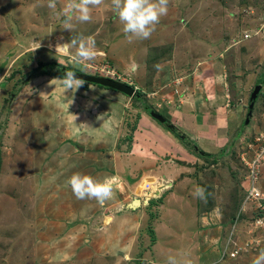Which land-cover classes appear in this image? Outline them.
Returning a JSON list of instances; mask_svg holds the SVG:
<instances>
[{"label": "rangeland", "instance_id": "374dc122", "mask_svg": "<svg viewBox=\"0 0 264 264\" xmlns=\"http://www.w3.org/2000/svg\"><path fill=\"white\" fill-rule=\"evenodd\" d=\"M47 3L0 0V63L10 54L0 83V264H167L170 256L177 264H252L264 249L257 203L247 197L252 185L264 193V152L257 177L249 175L264 143V0H170L151 37L131 41L111 0L92 10L91 22L74 21L73 31L63 29L67 0L55 10ZM80 35L94 38V61L75 63V48L56 52L60 41ZM41 62L59 69L46 66L47 74L24 81ZM64 67L141 91L124 95L129 126L111 151L112 144L89 147L94 130L75 127L87 123L85 108L74 111L78 90L67 92L62 77L49 76ZM257 84L261 93L251 107ZM90 87L107 88L82 86ZM9 91L16 92L11 102ZM145 104L166 118L152 117L154 123L173 128L185 143L130 135L139 115L147 117ZM77 136L85 149L76 147ZM189 141L202 155L190 152ZM76 172L116 177L114 197L104 205L77 200L67 184ZM145 176L155 179L152 189L144 186L148 193L165 190L147 202L137 192ZM197 187L209 197L195 196ZM134 198L143 207H127ZM127 208L143 211L136 230L134 222L119 224ZM153 237L156 244H149Z\"/></svg>", "mask_w": 264, "mask_h": 264}, {"label": "clouds", "instance_id": "9594fccd", "mask_svg": "<svg viewBox=\"0 0 264 264\" xmlns=\"http://www.w3.org/2000/svg\"><path fill=\"white\" fill-rule=\"evenodd\" d=\"M58 2L59 0H48L47 7L49 9L55 10ZM103 2L104 0H67V3L63 4L61 8V15L63 16V29L73 31L74 21L78 23L91 22L92 10L96 7H99L101 4H103ZM169 2L170 0H111V5L113 11L116 13L123 26V33L125 34L126 38L131 41L133 38L148 39L151 37L152 33L155 31V26L160 22L161 17L167 15ZM53 31L49 32V35ZM72 48L76 49L75 53L71 55V59L75 63L94 61L98 55L95 47V40L92 36L85 37L80 35L78 37H73L68 43H59L56 46V52L71 53ZM7 65L0 78V83H2L1 80L4 77ZM64 72L65 74H63ZM60 75H62V78L60 79L67 92L78 90L86 82L79 78L76 72H72L65 67L62 69ZM130 85L133 86L132 84ZM122 94L127 96L124 93ZM133 97H139V93ZM127 98H129V96H127ZM13 99L9 97V102H11ZM151 117L153 116L151 115ZM67 184L71 187L72 192L77 200L95 199L100 205H104L108 200H111L114 197L115 189L117 187V179L116 177L109 176L98 179L90 174L76 172L71 175L67 181ZM147 192L148 191L146 190L145 193ZM194 195L200 199H205V189L197 187ZM147 201L148 199L146 202ZM262 202L264 203V200ZM256 210L264 211V208L256 207ZM259 217L264 218V214H262V216H257V218ZM256 228L264 232V226H258ZM261 234L262 239H264V233ZM167 264H177V261L174 257L170 256L168 258ZM252 264H264V249L259 252Z\"/></svg>", "mask_w": 264, "mask_h": 264}, {"label": "crops", "instance_id": "0c3cea01", "mask_svg": "<svg viewBox=\"0 0 264 264\" xmlns=\"http://www.w3.org/2000/svg\"><path fill=\"white\" fill-rule=\"evenodd\" d=\"M41 74H42V72L40 71L37 75H41ZM49 76H58V74L55 73L54 75H49ZM79 93H80V97H79ZM84 95H88V99H86ZM73 96H74V94H73ZM75 97H77L79 99V101L82 105L76 100L75 104L77 105L79 110H74V111H78L81 115V110L85 108L84 112L87 115V123H80V124H77L75 127L77 128V130L80 127L94 130L95 136L94 135L90 136L87 140V144L89 145V147L94 146V147H97L100 150H102V149H105L107 146L112 144L111 145L112 147L108 151H111L113 147H117L116 144L120 143L119 141L121 140V137H123L124 135L127 134V133L123 134V132L125 129H127V126H129L128 122H125V124H124L125 111H126V106H127V100H124L125 96L122 93L117 92L115 90H113V91L109 90V88L103 89V88H99V87H90V88H82L81 87L78 89V92L75 95ZM89 98H91L90 101H89ZM70 99L72 101L75 100L74 98H70ZM66 105H68V104H66ZM71 106L73 107V105H71ZM92 110H93V112H92ZM72 114L74 115L75 113H72ZM146 115H147V117L144 116L136 122L137 128L133 132H130V135L144 134L152 140H155L157 138V135H158V138L162 139L161 135H163L164 141L167 140L171 145V142H173L172 136L163 127H160L157 123H154L155 121L152 120L151 116H149L148 114H146ZM76 116L77 115L75 114L74 117H76ZM131 126L133 127L134 124ZM132 138L134 140V138H137V136H134V137L132 136ZM80 139H82V138L80 136H77V140H75V142L77 144L75 142L74 143H75L77 148H80L79 150H83V147L85 149V145L79 141ZM127 143L130 144L131 146H133L134 142L133 141H127ZM131 146H130V148H131ZM166 146H167V144H166ZM108 151H106V152H108ZM130 155H132V154L130 153ZM175 173H176V171L173 170L171 175H174V177H176ZM145 178L148 179L147 182H144L145 184L149 183L148 185H150V182L154 183L155 179L153 177L145 176L140 181V184L146 180ZM171 182H172V180H171ZM177 183L181 184V182H177ZM262 185H264V182ZM173 187H175V186H171L170 189ZM163 192H165V190H162V193ZM175 193H176V190H175V192L174 191L170 192V194H172L171 196H173ZM143 196H145V193L143 194ZM134 199H132V201ZM132 201L127 203L126 206L128 207L132 203ZM142 205H144L143 199H140V206H142ZM128 210L129 209L127 208L126 214H124L123 216H120V218L124 217V219L121 218V221L119 222L117 220V216H116L113 219V222L115 223L118 221L119 224H123V223H121V222H123V220H127L125 222L126 224L134 222L135 225L133 226V228H135V230H136V228L138 227L137 226L138 222L140 221V219L143 216V211H139L137 214L136 212H131L130 210L129 211ZM107 218H108L107 219V222H108V220H110L111 217L108 216ZM119 224H116L115 226H118ZM123 226H124V224H123ZM128 234H127V236H128ZM140 235L141 234H139L138 236H140ZM156 238L157 237H155L154 242L151 241V238H150L149 244H156ZM154 263L155 264H161V263H157V262H154ZM140 264H141V262H140Z\"/></svg>", "mask_w": 264, "mask_h": 264}, {"label": "water", "instance_id": "95a60500", "mask_svg": "<svg viewBox=\"0 0 264 264\" xmlns=\"http://www.w3.org/2000/svg\"><path fill=\"white\" fill-rule=\"evenodd\" d=\"M63 43H65V41H60V44H63ZM9 56H10V54L0 63V78L3 74V71L5 70L6 65L9 62V59H10ZM74 72H76V74L79 78L83 79L86 82L95 83L98 85H102L105 87H110V88L116 89V90L126 94L129 97H133L134 95H138L135 87H133L130 84H127L125 82H122L120 80H115V79L107 77V76L95 75V74H91V73H87V72H83V71L82 72L74 71ZM63 74H65V72ZM260 90H261V85L257 84L251 93V101H252L251 105H250L251 107L253 106V101L257 97V95L259 94ZM151 115L155 119H157L161 122H165V117L162 114L157 113L155 111H151ZM249 115H250V112H249L248 116ZM248 121H249V118L247 117L245 123H248ZM162 183L164 185V188L169 187L171 185L170 181L169 182H162ZM162 190L163 189L161 188L160 192L158 194H156L157 196L156 195L155 196L156 197L160 196V194L162 193ZM139 205H140V199L135 198L129 206L131 208L135 209Z\"/></svg>", "mask_w": 264, "mask_h": 264}, {"label": "built area", "instance_id": "2783aa9c", "mask_svg": "<svg viewBox=\"0 0 264 264\" xmlns=\"http://www.w3.org/2000/svg\"><path fill=\"white\" fill-rule=\"evenodd\" d=\"M264 146V143L261 145ZM258 149L261 152H257L255 157L251 159V163H249V169H250V179L257 177V172L261 163V154L264 152V147H261ZM253 183H256L254 181ZM147 194V193H145ZM247 197L251 199V201L257 203L258 208H264V203L262 202L264 200V193L260 190V188L256 187L255 185H252L250 187L249 192L247 193ZM255 226H264V218L259 217L255 220ZM232 255H235L234 252H232Z\"/></svg>", "mask_w": 264, "mask_h": 264}, {"label": "trees", "instance_id": "16d2710c", "mask_svg": "<svg viewBox=\"0 0 264 264\" xmlns=\"http://www.w3.org/2000/svg\"><path fill=\"white\" fill-rule=\"evenodd\" d=\"M42 63V62H41ZM46 66H52L51 68L53 69L54 68V66H53V63L52 62H50V63H46V64H44V63H42L41 64V70H43V74H47V70H44V68L46 67ZM55 74V72H53L52 70L49 72V75H54ZM33 75H36V74H33ZM28 79H25L24 81H27ZM85 83H87V82H85ZM141 93V91L139 92V94ZM261 93V91L259 92V94ZM258 94V95H259ZM129 99H131V98H129ZM143 109H144V111H145V113L146 114H148V115H150V112H151V106L150 105H148V104H145L144 105V107H143ZM151 116V115H150ZM140 115H139V119H140ZM138 119V120H139ZM165 128V127H164ZM166 130H167V132L172 136V138H176L177 139V137L178 138H180V139H177L178 141L179 140H181V141H184L185 140V138H184V136L183 135H181V134H179L177 131H175L173 128H171V127H166L165 128ZM184 143H185V141H184ZM189 144V145H188ZM187 148H189V150H190V152H192L193 154H195L196 156H200V155H202V153H198L200 150H198V146L196 145V144H191V142L189 141V142H187ZM198 156V157H199ZM205 197L206 198H208L209 197V194H208V192H207V190H205ZM201 208H203V207H201ZM261 214H264V211H261V210H257V212H256V214H255V216H259V215H261ZM20 223V222H19ZM20 225H25V223H23V224H21L20 223ZM151 241H154V237L152 238V240Z\"/></svg>", "mask_w": 264, "mask_h": 264}, {"label": "bare ground", "instance_id": "6f19581e", "mask_svg": "<svg viewBox=\"0 0 264 264\" xmlns=\"http://www.w3.org/2000/svg\"><path fill=\"white\" fill-rule=\"evenodd\" d=\"M223 29H224V28H223ZM175 32H176V31H175ZM204 85H205V84H204ZM15 105H16V104H15ZM30 115H31V114H30ZM30 115H29V116H30ZM25 117H26V116H25ZM19 118H23V117H21V116L19 117V116H18V119H19ZM13 120H15V119H13ZM9 131H10V130H9ZM8 135H9V134H8ZM6 139H7V135H6ZM6 139H5V140H6ZM24 140H25V139H24ZM6 141H7V140H6ZM25 142H26V140H25ZM16 143H17V142H16ZM8 144H9V143H8ZM2 145H3V144H2ZM145 179H146V178H145ZM150 180H151V179H150ZM144 182H147V181H143V182L141 183V185H140L139 188L137 189V192H138V193H139L140 191H141V192L143 191V192L145 193V191H146L148 188H144V186H146V187L149 186V188L151 187L150 189H152V185L145 184ZM159 187H160V186H156V187L152 190V193H151V190L149 189L150 192H149V193L147 192L148 194L145 195V198H146V199H149V198H151V196L156 197V196H157L156 194L159 193ZM161 187H162V186H161ZM28 188H29V187H28ZM143 188H144V189H143ZM29 189H30V188H29ZM32 189H33V188H32ZM160 190H161V189H160ZM28 193H29V192H28ZM144 193H143V194H144ZM155 195H156V196H155ZM25 227H26V224L22 226V228H25ZM234 237H235V236H234ZM245 246H246V245H245ZM34 247H35V246H34ZM37 254H39V253H37ZM107 257H108V256H107ZM84 259H85V258H84ZM86 260H87V259H86ZM55 261H56V260H55ZM81 261H82V259H81Z\"/></svg>", "mask_w": 264, "mask_h": 264}, {"label": "flooded vegetation", "instance_id": "af4514ba", "mask_svg": "<svg viewBox=\"0 0 264 264\" xmlns=\"http://www.w3.org/2000/svg\"><path fill=\"white\" fill-rule=\"evenodd\" d=\"M47 69H48V68H47ZM47 69H46V70H47ZM54 69L58 70L59 67H55V68H53V70H54ZM40 71L43 73V70H40ZM40 71H35V70H34V71L31 72L30 74H27V76H26L27 78H26V79H28V80L31 79L32 77L35 76V75H33V74H37V73H39ZM55 73L58 74V76H62V75H60L61 72L59 73V72L56 71ZM24 80H25V79H24ZM14 95H16V92L9 91V97H10V98H12V99L15 98ZM139 206H140V205H139Z\"/></svg>", "mask_w": 264, "mask_h": 264}]
</instances>
